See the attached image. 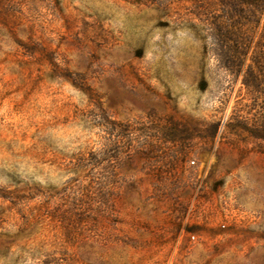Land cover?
<instances>
[{
  "label": "rangeland",
  "instance_id": "obj_1",
  "mask_svg": "<svg viewBox=\"0 0 264 264\" xmlns=\"http://www.w3.org/2000/svg\"><path fill=\"white\" fill-rule=\"evenodd\" d=\"M229 10L0 0V264H264V74L220 62Z\"/></svg>",
  "mask_w": 264,
  "mask_h": 264
},
{
  "label": "trees",
  "instance_id": "obj_2",
  "mask_svg": "<svg viewBox=\"0 0 264 264\" xmlns=\"http://www.w3.org/2000/svg\"><path fill=\"white\" fill-rule=\"evenodd\" d=\"M225 2L233 7L234 11L226 12L228 17L223 26L214 24L215 36L222 53H220L222 56L220 62L229 73L236 77L243 76L245 87L257 92L263 84L259 77L264 74V54L256 52L250 65L247 64V59L253 44L256 43L258 47L264 46V29L261 32L262 39L256 42V35L264 20V0H225ZM245 67L246 72L242 74ZM257 137L264 136L257 134Z\"/></svg>",
  "mask_w": 264,
  "mask_h": 264
}]
</instances>
